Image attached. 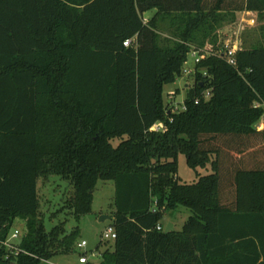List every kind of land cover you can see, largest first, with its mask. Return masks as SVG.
Wrapping results in <instances>:
<instances>
[{
  "label": "trees",
  "instance_id": "trees-1",
  "mask_svg": "<svg viewBox=\"0 0 264 264\" xmlns=\"http://www.w3.org/2000/svg\"><path fill=\"white\" fill-rule=\"evenodd\" d=\"M241 12L264 20V0H0V264L78 254L100 180L115 183L117 239L98 264H264V38L232 65L218 35ZM204 48L183 107L167 106ZM180 155L211 173L183 183ZM53 176L71 188L70 231L45 228L38 182ZM180 207L183 229L165 233Z\"/></svg>",
  "mask_w": 264,
  "mask_h": 264
},
{
  "label": "rangeland",
  "instance_id": "rangeland-1",
  "mask_svg": "<svg viewBox=\"0 0 264 264\" xmlns=\"http://www.w3.org/2000/svg\"><path fill=\"white\" fill-rule=\"evenodd\" d=\"M155 11H150L144 16L145 21H148L153 16ZM149 17V18H148ZM254 19V21H253ZM264 27V20L257 14L244 15L238 13L235 19H228L225 21L218 31V35L221 38L223 44L231 43L238 47H249L254 41L261 40L264 38V34L261 29ZM166 35V34H165ZM164 35V36H165ZM209 48V47H207ZM204 48L203 51H207ZM194 58L191 53L188 55V61L185 65V69L194 68ZM194 78L188 75H184L177 79L174 84L166 85L164 88V100L165 104L173 109L182 108L184 100L188 93V88L193 87ZM257 128L259 130L264 129V121H261ZM118 140L113 141V145L117 146ZM259 158L264 159V149L259 152ZM242 165L246 168L252 167V163L244 161ZM259 166V164H256ZM179 173L178 176L183 183L192 184L198 180V173L201 175H207L211 173V169H198V172L191 169L187 164V159L184 155L179 156L178 160ZM70 185L68 182L60 179L59 177H51V179L44 180L40 179L38 182V192L41 199V212L44 214V224L47 231L59 224V222L69 219L67 222V230L70 231L76 225V221L73 218L67 217L63 212L58 213L62 207V200L66 198L70 192ZM116 187L113 181H102L100 180L97 184L93 210L90 214L82 218L80 223L81 235L79 243L86 241L88 246L86 250L91 255L92 252H98L97 257L93 258L92 261L98 264L100 261V254L105 251L108 247L106 242L103 241L102 235L105 229L112 224L111 215L114 212V198H115ZM190 211L187 208L180 207L177 210H168L163 219L162 223L166 226L171 223L175 226V230L181 231L184 224L190 216ZM109 217L104 222H100L101 217ZM18 232V238L9 240V244L17 245L20 243L24 232L23 227L19 222H16L12 229V235ZM103 241V242H102ZM101 249L97 251L99 245ZM80 257V251L78 254H72L69 256H59L53 259L51 262L46 264H78Z\"/></svg>",
  "mask_w": 264,
  "mask_h": 264
},
{
  "label": "built area",
  "instance_id": "built-area-1",
  "mask_svg": "<svg viewBox=\"0 0 264 264\" xmlns=\"http://www.w3.org/2000/svg\"><path fill=\"white\" fill-rule=\"evenodd\" d=\"M133 43V40H128L124 43L125 47H129L131 44ZM239 47L237 48V46L232 45L231 43H227L224 46V52L223 55L225 57H227L229 63H231L232 65H236V60H235V55L238 51ZM194 58V65H197L198 63H200L202 61V59L204 58V54L205 51L203 50H196V49H192V51L190 52ZM194 69H185L184 70V75H190L192 74ZM207 96H209V93L207 94ZM185 110V108H183ZM165 127L163 124H156L153 128L152 131H162L164 130ZM158 231H162L163 227L161 225H159L157 227ZM13 239L18 238V232H16L14 235H12ZM102 239L104 242H113L117 239V233L115 228L112 225H109L105 231L103 232L102 235ZM8 245V244H7ZM10 247H12L11 245H8ZM88 246V243L86 241H82L81 243L78 244V250L80 251V257H79V264H90L93 263L92 259L97 257L98 252L94 251L91 253V255H89V252L86 250Z\"/></svg>",
  "mask_w": 264,
  "mask_h": 264
},
{
  "label": "water",
  "instance_id": "water-1",
  "mask_svg": "<svg viewBox=\"0 0 264 264\" xmlns=\"http://www.w3.org/2000/svg\"><path fill=\"white\" fill-rule=\"evenodd\" d=\"M107 219H109V217H105V216H103V217L100 218V222H104V221H106ZM173 229H174L173 224L169 223V224L166 226V228H165V233H169V232L172 231Z\"/></svg>",
  "mask_w": 264,
  "mask_h": 264
},
{
  "label": "crops",
  "instance_id": "crops-1",
  "mask_svg": "<svg viewBox=\"0 0 264 264\" xmlns=\"http://www.w3.org/2000/svg\"><path fill=\"white\" fill-rule=\"evenodd\" d=\"M241 13H243L244 15H247V13H250V12H241ZM250 14H253V13H250ZM146 14H144V16H145ZM147 16V15H146ZM152 17V16H151ZM150 17V18H151ZM149 18V17H148ZM149 20V19H148ZM253 21H254V19H253ZM259 130V129H258ZM264 129H262V130H259V131H263ZM174 226V225H173ZM174 229H175V226H174ZM79 264V263H78Z\"/></svg>",
  "mask_w": 264,
  "mask_h": 264
}]
</instances>
